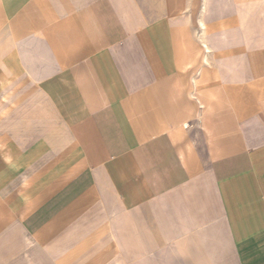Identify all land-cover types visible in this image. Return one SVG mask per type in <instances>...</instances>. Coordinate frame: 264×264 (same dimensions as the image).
<instances>
[{
    "label": "crops",
    "instance_id": "crops-1",
    "mask_svg": "<svg viewBox=\"0 0 264 264\" xmlns=\"http://www.w3.org/2000/svg\"><path fill=\"white\" fill-rule=\"evenodd\" d=\"M0 264H264V0H0Z\"/></svg>",
    "mask_w": 264,
    "mask_h": 264
}]
</instances>
